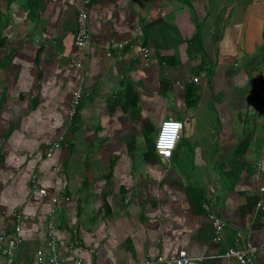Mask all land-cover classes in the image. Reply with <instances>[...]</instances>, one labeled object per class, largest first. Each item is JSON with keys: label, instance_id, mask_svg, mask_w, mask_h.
Masks as SVG:
<instances>
[{"label": "crops", "instance_id": "crops-1", "mask_svg": "<svg viewBox=\"0 0 264 264\" xmlns=\"http://www.w3.org/2000/svg\"><path fill=\"white\" fill-rule=\"evenodd\" d=\"M169 120L183 130L166 160ZM262 187L264 0H0V264L18 213L16 264L36 262L57 196L64 264H239L225 255L241 234L264 244Z\"/></svg>", "mask_w": 264, "mask_h": 264}, {"label": "built area", "instance_id": "built-area-1", "mask_svg": "<svg viewBox=\"0 0 264 264\" xmlns=\"http://www.w3.org/2000/svg\"><path fill=\"white\" fill-rule=\"evenodd\" d=\"M92 43V35L88 27V21L85 13H81L78 17V30L75 45L78 50H83ZM126 43H118L114 45V49L123 50ZM145 57H148V51L143 50ZM198 78L195 82H198ZM83 89L78 88L74 91L73 99L69 107L68 116L71 120L75 119L80 112V107L83 100ZM183 130V123L179 121L169 120L165 121L158 133L156 140V152L162 159L170 160L173 157V153L181 139V134ZM65 135H62L58 142L53 143L48 148V156L50 157L56 149L61 148L62 142L65 141ZM33 193L42 196H48V191L36 182L33 181ZM264 192V187L261 188ZM68 201L66 197H54L53 199V209L49 213L48 217V233L47 241L44 250H40L37 253L36 262L33 264H64L59 258L60 243L57 236V230L59 227V221L57 219L58 207L61 201ZM261 206V204H260ZM205 210L215 229V241L220 242L223 237V231L225 228V222L220 218L218 214V209L213 207L212 204H206ZM24 216L20 213L17 215V225L13 234L10 237L8 246L4 250V255L6 257V264H16L18 249L23 244V239L21 237L22 223ZM261 254H264V244L253 245L249 243L241 234L239 238L235 241V247L230 249L225 255L228 259H235L239 264H258V259ZM193 259L189 258L185 252H181L176 259H165L159 257L157 259L147 258L142 264H192ZM72 264H86L82 259L78 258L73 261Z\"/></svg>", "mask_w": 264, "mask_h": 264}]
</instances>
